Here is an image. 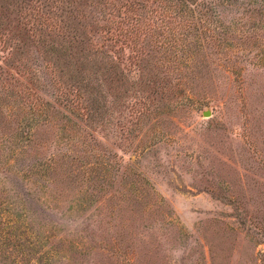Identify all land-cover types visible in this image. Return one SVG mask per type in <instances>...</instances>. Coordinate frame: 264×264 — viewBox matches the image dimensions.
I'll return each instance as SVG.
<instances>
[{
  "label": "rangeland",
  "instance_id": "obj_1",
  "mask_svg": "<svg viewBox=\"0 0 264 264\" xmlns=\"http://www.w3.org/2000/svg\"><path fill=\"white\" fill-rule=\"evenodd\" d=\"M159 1L0 0V264H264V0H205L190 55Z\"/></svg>",
  "mask_w": 264,
  "mask_h": 264
},
{
  "label": "trees",
  "instance_id": "obj_2",
  "mask_svg": "<svg viewBox=\"0 0 264 264\" xmlns=\"http://www.w3.org/2000/svg\"><path fill=\"white\" fill-rule=\"evenodd\" d=\"M170 2L172 4L170 5L171 7L169 15L172 20L170 21L169 46L172 50H174V55H176V52L178 53L179 51L185 50H189L190 55L192 54V51L188 47H191L190 45L195 44V42H214L213 40H220L221 38H223V35L228 34V32L226 31L228 28H224L221 25L217 24L213 17L214 13L208 12V10L211 9V6L209 4L212 3V1L206 2L205 0H171ZM165 7L166 3H164V1L158 0L157 8L155 11L159 17H162L164 11L163 9ZM61 14L62 16H64L63 12H61ZM70 22H74V19L72 17H70L66 22V28H64L57 25L56 21L47 19V23L50 27H57L60 31L59 42L57 43V41H55V43H52L49 47V51L53 53L54 62L58 64L59 69L62 70L65 67L70 71H73L75 79L80 78V80L77 81L80 83L81 80H84L83 75L88 72V63L90 61L87 59L86 54L83 53L84 46L80 43L81 39H79L76 33H74L75 31L73 29L71 30L72 26ZM150 25L151 21H147V23H145L144 25V29L147 30V28H150ZM135 37L136 36L133 35L132 39H134ZM199 45L200 44H195L194 47ZM106 60L108 67L112 68L115 64L113 59ZM86 84L89 85V83ZM91 85L92 84H90V86ZM91 88L94 87L92 86ZM94 104L95 102H91L89 99L82 100V102L79 103L78 107V109L82 113L79 112V114L82 115L84 113L83 115H85L89 120L91 118H93L92 120H95L94 113L96 112V109L94 108ZM144 104V101H139V103L137 102V106L132 107L133 111H137L138 113L142 111L141 114L144 113ZM31 108L32 107H30V109Z\"/></svg>",
  "mask_w": 264,
  "mask_h": 264
},
{
  "label": "water",
  "instance_id": "obj_3",
  "mask_svg": "<svg viewBox=\"0 0 264 264\" xmlns=\"http://www.w3.org/2000/svg\"><path fill=\"white\" fill-rule=\"evenodd\" d=\"M203 115L208 116V114L206 112H204Z\"/></svg>",
  "mask_w": 264,
  "mask_h": 264
}]
</instances>
